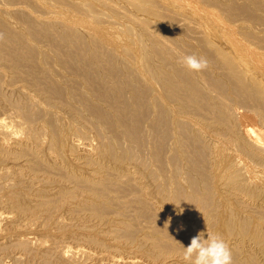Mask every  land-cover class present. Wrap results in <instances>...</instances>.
<instances>
[{
  "label": "bare ground",
  "instance_id": "1",
  "mask_svg": "<svg viewBox=\"0 0 264 264\" xmlns=\"http://www.w3.org/2000/svg\"><path fill=\"white\" fill-rule=\"evenodd\" d=\"M207 230L264 264V0H0V264H190Z\"/></svg>",
  "mask_w": 264,
  "mask_h": 264
},
{
  "label": "clouds",
  "instance_id": "2",
  "mask_svg": "<svg viewBox=\"0 0 264 264\" xmlns=\"http://www.w3.org/2000/svg\"><path fill=\"white\" fill-rule=\"evenodd\" d=\"M181 63L189 71L199 73L208 67V60L203 56L185 55ZM192 237L190 245L184 247L183 258L190 264H233L232 250L228 243L218 234L207 230Z\"/></svg>",
  "mask_w": 264,
  "mask_h": 264
},
{
  "label": "rangeland",
  "instance_id": "3",
  "mask_svg": "<svg viewBox=\"0 0 264 264\" xmlns=\"http://www.w3.org/2000/svg\"><path fill=\"white\" fill-rule=\"evenodd\" d=\"M195 206L197 207V206H198V204H196ZM195 206L193 207L195 210L192 208L194 211H196V210L198 209V208H195ZM192 209H191V210H189V211L193 212V210H192ZM194 213H195V212H194Z\"/></svg>",
  "mask_w": 264,
  "mask_h": 264
}]
</instances>
